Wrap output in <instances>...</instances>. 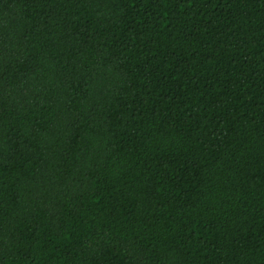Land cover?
<instances>
[{"label":"trees","instance_id":"obj_1","mask_svg":"<svg viewBox=\"0 0 264 264\" xmlns=\"http://www.w3.org/2000/svg\"><path fill=\"white\" fill-rule=\"evenodd\" d=\"M0 264H264V0H0Z\"/></svg>","mask_w":264,"mask_h":264}]
</instances>
